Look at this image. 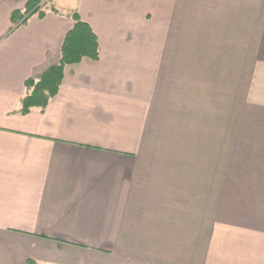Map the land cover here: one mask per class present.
Wrapping results in <instances>:
<instances>
[{
	"label": "crops",
	"instance_id": "obj_1",
	"mask_svg": "<svg viewBox=\"0 0 264 264\" xmlns=\"http://www.w3.org/2000/svg\"><path fill=\"white\" fill-rule=\"evenodd\" d=\"M0 0V264H264V0ZM99 59L59 65L73 15Z\"/></svg>",
	"mask_w": 264,
	"mask_h": 264
},
{
	"label": "trees",
	"instance_id": "obj_2",
	"mask_svg": "<svg viewBox=\"0 0 264 264\" xmlns=\"http://www.w3.org/2000/svg\"><path fill=\"white\" fill-rule=\"evenodd\" d=\"M42 1H29L24 11L14 12L12 22L14 26L27 23L29 18L38 15L45 16L41 10ZM74 26L67 34L59 65L50 68L38 80L26 83L28 95L22 101V114H28L32 108H46L49 101L57 96L62 83L63 71L66 66L81 63L84 59L97 61L99 59V42L91 27L83 22L78 14L73 15ZM29 264H33L29 261Z\"/></svg>",
	"mask_w": 264,
	"mask_h": 264
}]
</instances>
